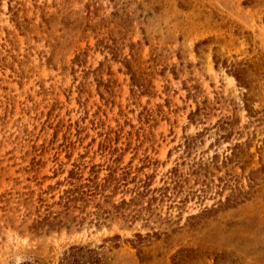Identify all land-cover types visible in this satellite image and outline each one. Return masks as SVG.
Segmentation results:
<instances>
[{
    "label": "rangeland",
    "instance_id": "obj_1",
    "mask_svg": "<svg viewBox=\"0 0 264 264\" xmlns=\"http://www.w3.org/2000/svg\"><path fill=\"white\" fill-rule=\"evenodd\" d=\"M109 173L116 191L34 227ZM73 245L264 264V0H0V264Z\"/></svg>",
    "mask_w": 264,
    "mask_h": 264
},
{
    "label": "trees",
    "instance_id": "obj_2",
    "mask_svg": "<svg viewBox=\"0 0 264 264\" xmlns=\"http://www.w3.org/2000/svg\"><path fill=\"white\" fill-rule=\"evenodd\" d=\"M235 78L239 80V75L234 74ZM72 175H70L71 178ZM97 176L93 178L87 177L85 182H80L75 184L73 180H70V186L66 188L63 193L59 196L58 200L54 202L55 205L62 207V210L55 215H52L51 212H47L44 216H39L36 220L33 221L34 227L36 229H45L50 231L52 229H60L64 226L69 220L68 209L70 208L71 203H75L79 200H83L85 195H96L100 194L104 196L103 192L109 187H112V191H116L121 182L122 178H115L113 174L109 173L107 176L96 180ZM141 195L140 193H137ZM107 197V196H105ZM126 200L122 197L118 205H112L113 208H120V205L126 204ZM119 211V210H118ZM119 213V212H118ZM116 237H119L116 235ZM92 249H88L85 246L73 245L64 252L62 257L59 260V264H98L99 258L93 253ZM20 264H46L40 259H30L26 260Z\"/></svg>",
    "mask_w": 264,
    "mask_h": 264
}]
</instances>
